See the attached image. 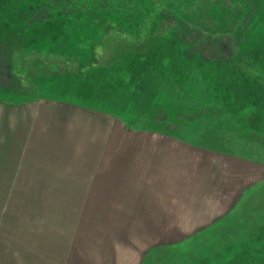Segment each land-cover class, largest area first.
<instances>
[{
	"label": "rangeland",
	"instance_id": "rangeland-1",
	"mask_svg": "<svg viewBox=\"0 0 264 264\" xmlns=\"http://www.w3.org/2000/svg\"><path fill=\"white\" fill-rule=\"evenodd\" d=\"M0 84H12L4 99L23 87L116 118L147 112L238 161L217 194L219 214L231 208L215 221L111 220L125 206L74 197L56 205L71 215L72 264H264V0H0ZM173 106L194 107L196 125H175ZM12 192L0 212L52 209Z\"/></svg>",
	"mask_w": 264,
	"mask_h": 264
},
{
	"label": "crops",
	"instance_id": "crops-1",
	"mask_svg": "<svg viewBox=\"0 0 264 264\" xmlns=\"http://www.w3.org/2000/svg\"><path fill=\"white\" fill-rule=\"evenodd\" d=\"M18 90L19 99L0 97V206L8 203L3 190H31L34 204L52 209L0 212V264H72L71 215L55 206H70L73 197L78 204L125 206L111 220L133 222L215 221L231 208L228 201L224 212L216 210L218 191L231 181L226 168L238 163L231 154L128 127L113 112L78 99Z\"/></svg>",
	"mask_w": 264,
	"mask_h": 264
},
{
	"label": "trees",
	"instance_id": "trees-1",
	"mask_svg": "<svg viewBox=\"0 0 264 264\" xmlns=\"http://www.w3.org/2000/svg\"><path fill=\"white\" fill-rule=\"evenodd\" d=\"M172 108L174 111H176V113L173 114L174 116H172V118L175 119V122H176L175 125H179L180 123L192 124L194 126L196 125V122L195 123L192 122L196 114L195 110L193 109L194 107L173 106ZM190 111H194V112L190 113ZM166 116H169V115H166ZM120 117L126 126L128 127L130 126L131 128H134V129H139V130L148 129V130H155V131L164 130L162 128L156 127L155 125H151L152 120L148 116L147 112L140 111L136 113H129L126 116H120ZM177 118H180L181 120H177ZM146 121L148 122L145 123Z\"/></svg>",
	"mask_w": 264,
	"mask_h": 264
}]
</instances>
